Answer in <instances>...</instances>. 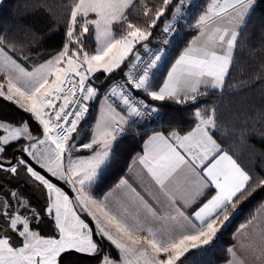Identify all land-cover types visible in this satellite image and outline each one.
I'll return each mask as SVG.
<instances>
[{"label":"snow or ice","instance_id":"1","mask_svg":"<svg viewBox=\"0 0 264 264\" xmlns=\"http://www.w3.org/2000/svg\"><path fill=\"white\" fill-rule=\"evenodd\" d=\"M23 7L0 28V264H264V148L234 150L253 120L264 142V0Z\"/></svg>","mask_w":264,"mask_h":264},{"label":"trees","instance_id":"2","mask_svg":"<svg viewBox=\"0 0 264 264\" xmlns=\"http://www.w3.org/2000/svg\"><path fill=\"white\" fill-rule=\"evenodd\" d=\"M196 2L200 5H203L206 0H196ZM25 0H7L6 8L7 12L0 16V28L8 26L15 27L16 22L20 21H30L32 19L31 16L25 15V8L23 7ZM224 103L228 108L227 115L231 117L232 113L239 110L240 112V120L243 121L245 118H249L251 114L255 113L260 107V96L259 92L255 93H241L239 95H234L231 97H226L224 99ZM255 131L249 132V140L245 142L235 141L234 142V150L238 156L247 159L249 155L252 153V150L255 149L259 152L262 148H264V142H262L261 137L259 135L260 124L257 120L252 121ZM258 162V161H257ZM260 197H257L256 200L252 201L245 209V214L251 211L253 207H255L257 201ZM240 219H243L241 217ZM239 222V221H237ZM224 254L220 253L217 256V260L219 264H223Z\"/></svg>","mask_w":264,"mask_h":264}]
</instances>
